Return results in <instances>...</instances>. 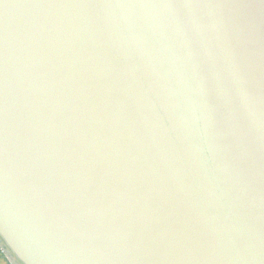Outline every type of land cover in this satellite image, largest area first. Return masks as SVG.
<instances>
[{"label":"water","instance_id":"1","mask_svg":"<svg viewBox=\"0 0 264 264\" xmlns=\"http://www.w3.org/2000/svg\"><path fill=\"white\" fill-rule=\"evenodd\" d=\"M0 241L264 264V0H0Z\"/></svg>","mask_w":264,"mask_h":264},{"label":"built area","instance_id":"2","mask_svg":"<svg viewBox=\"0 0 264 264\" xmlns=\"http://www.w3.org/2000/svg\"><path fill=\"white\" fill-rule=\"evenodd\" d=\"M0 253L3 255V257L6 259V264H13L12 262V255L8 251V249L2 244L0 241Z\"/></svg>","mask_w":264,"mask_h":264},{"label":"crops","instance_id":"3","mask_svg":"<svg viewBox=\"0 0 264 264\" xmlns=\"http://www.w3.org/2000/svg\"><path fill=\"white\" fill-rule=\"evenodd\" d=\"M12 262L13 264H19L14 257L12 256ZM6 259L3 257V255L0 253V264H6Z\"/></svg>","mask_w":264,"mask_h":264}]
</instances>
